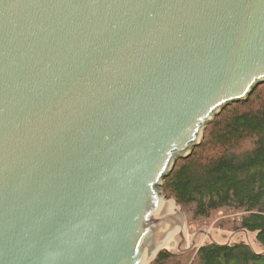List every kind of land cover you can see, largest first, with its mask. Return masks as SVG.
I'll use <instances>...</instances> for the list:
<instances>
[{"label":"water","instance_id":"obj_1","mask_svg":"<svg viewBox=\"0 0 264 264\" xmlns=\"http://www.w3.org/2000/svg\"><path fill=\"white\" fill-rule=\"evenodd\" d=\"M261 84L264 0H0V264L190 250L164 179Z\"/></svg>","mask_w":264,"mask_h":264},{"label":"trees","instance_id":"obj_2","mask_svg":"<svg viewBox=\"0 0 264 264\" xmlns=\"http://www.w3.org/2000/svg\"><path fill=\"white\" fill-rule=\"evenodd\" d=\"M162 189L190 224L221 209L240 212L234 229L253 234L260 249L209 241L191 259L190 251L163 248L150 264H264V84L207 124L200 144L176 161Z\"/></svg>","mask_w":264,"mask_h":264},{"label":"rangeland","instance_id":"obj_3","mask_svg":"<svg viewBox=\"0 0 264 264\" xmlns=\"http://www.w3.org/2000/svg\"><path fill=\"white\" fill-rule=\"evenodd\" d=\"M169 202H174V199ZM176 206L179 208L176 204ZM182 212V210H181ZM185 217L186 214L182 212ZM241 213L232 209H221L214 212L207 220H195L191 224L186 217L185 236L189 244H191L197 231L201 230L196 238V244L190 251V259L195 253V249L204 242L215 241L218 243H233L244 241L249 243L255 250H259L254 240V235L245 231H237L234 229ZM185 253V252H184Z\"/></svg>","mask_w":264,"mask_h":264},{"label":"bare ground","instance_id":"obj_4","mask_svg":"<svg viewBox=\"0 0 264 264\" xmlns=\"http://www.w3.org/2000/svg\"><path fill=\"white\" fill-rule=\"evenodd\" d=\"M169 202V201H168ZM170 203H172V202H170ZM174 203V202H173Z\"/></svg>","mask_w":264,"mask_h":264}]
</instances>
